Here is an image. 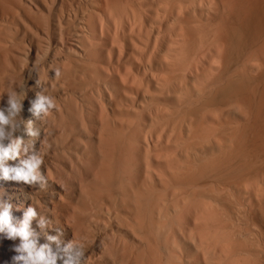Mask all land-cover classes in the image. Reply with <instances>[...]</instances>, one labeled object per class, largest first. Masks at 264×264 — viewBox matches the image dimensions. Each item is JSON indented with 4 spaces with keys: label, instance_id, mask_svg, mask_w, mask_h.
Returning a JSON list of instances; mask_svg holds the SVG:
<instances>
[{
    "label": "bare ground",
    "instance_id": "1",
    "mask_svg": "<svg viewBox=\"0 0 264 264\" xmlns=\"http://www.w3.org/2000/svg\"><path fill=\"white\" fill-rule=\"evenodd\" d=\"M13 89L29 153L8 163L40 150L45 183L0 178V206L35 209L38 246L264 264V0H0V107Z\"/></svg>",
    "mask_w": 264,
    "mask_h": 264
},
{
    "label": "clouds",
    "instance_id": "2",
    "mask_svg": "<svg viewBox=\"0 0 264 264\" xmlns=\"http://www.w3.org/2000/svg\"><path fill=\"white\" fill-rule=\"evenodd\" d=\"M21 91L13 89L7 93L5 106L0 107V178L14 182H22L32 185L39 183L43 186L45 177L41 174L40 168L43 163V157L40 150L28 154L26 158L19 160V163L10 165L8 162L17 160L21 153H29V147L24 145L21 137L13 138V133L19 126L20 114L23 110V98ZM2 98V97H0ZM55 107L53 98L37 94L35 100L31 103L30 111L33 115H47ZM26 134L35 137L38 133L31 127V121H28ZM36 211L29 206L18 222H13L12 205L4 203L0 206V233H3L8 240H18L12 251L15 255L12 257L14 264H56L58 254L61 253L66 259L63 264H74L84 255L82 243L73 240L60 247L56 236H49L47 239L57 244V252H53L47 245H37L35 233L31 227L33 219L36 217ZM40 227L44 226V220L38 221Z\"/></svg>",
    "mask_w": 264,
    "mask_h": 264
},
{
    "label": "rangeland",
    "instance_id": "3",
    "mask_svg": "<svg viewBox=\"0 0 264 264\" xmlns=\"http://www.w3.org/2000/svg\"><path fill=\"white\" fill-rule=\"evenodd\" d=\"M2 200H4V198H1V201ZM13 246L10 240L6 239L4 234L0 233V264H9L11 262V260L7 258V254L12 253Z\"/></svg>",
    "mask_w": 264,
    "mask_h": 264
}]
</instances>
